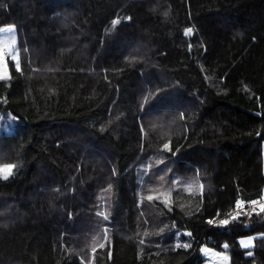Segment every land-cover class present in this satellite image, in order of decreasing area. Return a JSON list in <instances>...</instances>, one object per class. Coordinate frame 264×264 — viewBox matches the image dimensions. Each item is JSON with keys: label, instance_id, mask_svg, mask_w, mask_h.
Instances as JSON below:
<instances>
[{"label": "trees", "instance_id": "trees-1", "mask_svg": "<svg viewBox=\"0 0 264 264\" xmlns=\"http://www.w3.org/2000/svg\"><path fill=\"white\" fill-rule=\"evenodd\" d=\"M5 26L0 264H264V206L228 217L264 198V0H0Z\"/></svg>", "mask_w": 264, "mask_h": 264}, {"label": "rangeland", "instance_id": "rangeland-1", "mask_svg": "<svg viewBox=\"0 0 264 264\" xmlns=\"http://www.w3.org/2000/svg\"><path fill=\"white\" fill-rule=\"evenodd\" d=\"M11 29V32L7 30ZM13 60L20 67V55L18 50V40H17V31L14 26H5L0 28V80L6 79L9 77V67L8 61ZM18 67V68H19ZM7 132L10 133L11 129H7ZM15 165V164H12ZM16 165L12 169L10 175L7 178L13 176L15 173ZM5 180L3 175L0 174V181ZM203 253L207 258L206 264H227V256L222 255L213 249L205 248Z\"/></svg>", "mask_w": 264, "mask_h": 264}, {"label": "built area", "instance_id": "built-area-1", "mask_svg": "<svg viewBox=\"0 0 264 264\" xmlns=\"http://www.w3.org/2000/svg\"><path fill=\"white\" fill-rule=\"evenodd\" d=\"M263 206H264V198L258 199L256 201L244 202V203L239 204L234 211H231L228 214V217H234L240 211L254 212Z\"/></svg>", "mask_w": 264, "mask_h": 264}, {"label": "snow or ice", "instance_id": "snow-or-ice-1", "mask_svg": "<svg viewBox=\"0 0 264 264\" xmlns=\"http://www.w3.org/2000/svg\"><path fill=\"white\" fill-rule=\"evenodd\" d=\"M118 22H119V21H113V24L115 25V24L118 23ZM11 31H12L11 29L7 30V32H11ZM190 32H191V29H188V30L186 31V34H189ZM17 67H19V65H17ZM164 147L167 148L168 145L165 144ZM14 167H15V165H12V164H4L3 166H0V174L3 175V178L7 179V176L11 174L12 169H13ZM161 179H163V178H161ZM149 199H151V197H149ZM239 204H240V202L238 201V205H239ZM222 223H227V221H226V220H225V221H222ZM241 243L244 244L245 246H249V245L251 244V241H250V240L247 241V242L242 241ZM178 246H179V245H178ZM186 246H187V245H185V247H186ZM101 247H103V245H101ZM249 255H251V253H249Z\"/></svg>", "mask_w": 264, "mask_h": 264}, {"label": "crops", "instance_id": "crops-1", "mask_svg": "<svg viewBox=\"0 0 264 264\" xmlns=\"http://www.w3.org/2000/svg\"><path fill=\"white\" fill-rule=\"evenodd\" d=\"M263 150H264V147H263ZM258 237H250V238H244V239H241L240 240V243L242 242V241H244V242H247V241H251V244L249 245V246H245L244 244H242L241 243V246L245 249V250H250V249H252L253 247H254V243H255V240L257 239ZM220 254H222V255H224L223 253H220Z\"/></svg>", "mask_w": 264, "mask_h": 264}]
</instances>
